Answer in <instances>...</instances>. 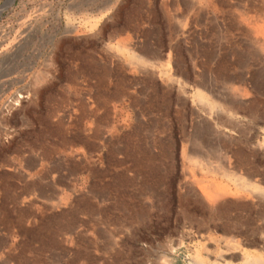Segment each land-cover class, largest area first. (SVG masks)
Masks as SVG:
<instances>
[{"label": "rangeland", "instance_id": "1", "mask_svg": "<svg viewBox=\"0 0 264 264\" xmlns=\"http://www.w3.org/2000/svg\"><path fill=\"white\" fill-rule=\"evenodd\" d=\"M116 258L264 264V0H0V264Z\"/></svg>", "mask_w": 264, "mask_h": 264}, {"label": "bare ground", "instance_id": "2", "mask_svg": "<svg viewBox=\"0 0 264 264\" xmlns=\"http://www.w3.org/2000/svg\"><path fill=\"white\" fill-rule=\"evenodd\" d=\"M118 257H119V256H118ZM118 260H119V259H118V258H116V263H115V264H118Z\"/></svg>", "mask_w": 264, "mask_h": 264}]
</instances>
